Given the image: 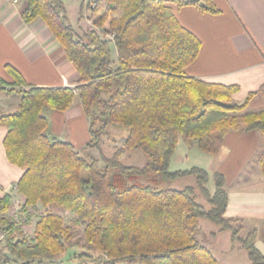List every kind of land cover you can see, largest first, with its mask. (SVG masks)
I'll list each match as a JSON object with an SVG mask.
<instances>
[{
  "label": "trees",
  "instance_id": "16d2710c",
  "mask_svg": "<svg viewBox=\"0 0 264 264\" xmlns=\"http://www.w3.org/2000/svg\"><path fill=\"white\" fill-rule=\"evenodd\" d=\"M24 1V24L44 22L79 82L35 87L11 65L6 70L14 82L0 76V88L21 95L17 111L0 113L7 158L24 170L15 186L24 198L17 218L31 220L32 210L45 208L34 235L26 236L10 215L11 193L0 196V264H220L199 238L201 220L230 232L250 264H264L256 231L242 237L239 221L225 217L224 175L213 174L212 193L208 171H171L181 139L215 155L229 132L257 131L264 138V107L250 108L257 92L237 103L238 86L186 72L202 42L180 24L172 5L220 15L214 0H83L77 27L63 0ZM76 99L90 125L91 141L82 151L48 133L49 113L66 112ZM113 129L128 135L106 155ZM137 151L145 164L125 165ZM260 167L264 176V149ZM184 177H195L196 187H164Z\"/></svg>",
  "mask_w": 264,
  "mask_h": 264
},
{
  "label": "crops",
  "instance_id": "0c3cea01",
  "mask_svg": "<svg viewBox=\"0 0 264 264\" xmlns=\"http://www.w3.org/2000/svg\"><path fill=\"white\" fill-rule=\"evenodd\" d=\"M214 3L221 11L220 15L202 14L193 6L179 9L172 5L180 24L202 42L198 59L186 72L206 82L238 86L239 90L233 96L237 103L244 102L250 93L257 92L250 108H262L264 0H214ZM25 6L23 1L17 6L2 4L0 7V76L12 84L14 79L6 70V66L11 65L22 74L28 85L40 88L76 87L78 72L44 22L37 19L26 25L22 21ZM9 90L0 88L1 114L13 113L20 105L21 95ZM49 122L50 137L69 142L80 151L91 141L89 120L78 99L66 112L51 111ZM6 134L7 130L0 128V196L11 193L12 204L15 200L19 205L24 198L15 186L24 170L9 162L4 147ZM263 149L264 138L259 132L232 131L226 136L220 152L213 155L216 166L209 174L211 179L216 172L224 175L228 192L225 217L237 219L238 224H261L264 228V176L260 167ZM248 167L253 169L250 177L241 179ZM242 231L247 235L253 230L242 228ZM255 231L258 232V229ZM199 236L206 241L204 245L220 264H223L221 257L225 254L216 242H220L221 237H229L231 241L226 254L246 251L232 240L230 232H220L219 227H213L206 235L200 233ZM255 244L264 255V240L260 238ZM244 263L250 264V260Z\"/></svg>",
  "mask_w": 264,
  "mask_h": 264
},
{
  "label": "rangeland",
  "instance_id": "374dc122",
  "mask_svg": "<svg viewBox=\"0 0 264 264\" xmlns=\"http://www.w3.org/2000/svg\"><path fill=\"white\" fill-rule=\"evenodd\" d=\"M66 8L68 10V17L72 25L74 27H77V20L79 17V12H80V6L83 2V0H63ZM86 3L88 0H85ZM122 131V132H121ZM119 130H114L111 132V138L106 140L105 146L103 147V151L106 155H111L113 147L118 144L119 140L121 139L122 135L123 137H126L128 135L127 129H121ZM185 145L183 144L182 139L180 140V143L178 145L177 151L173 157V162L171 165V171H178V170H188L193 167H199L204 170H208V172H214L215 168V163H214V156L211 154H205L199 151V149L196 146H193L191 148H186L185 150ZM96 153V152H95ZM97 155V154H96ZM98 157V155H97ZM146 162V157L141 151H137L135 153H132L131 156L124 160V164L127 166H138L141 167L145 164ZM253 170V169H252ZM250 170V167L244 172V174L241 176V179H245L247 177H250V174L252 172ZM253 174V173H252ZM145 182V180L143 181ZM164 187L170 188L173 190H183L187 187H196V179L195 177H184V178H179L174 181H170L165 183ZM210 190L214 191L215 190V184L213 178L210 180L208 186ZM213 193V192H212ZM198 202L205 206L206 208H209L206 200L199 195ZM19 209H20V204L18 205L16 201L14 200V203L11 205L10 209V215L15 219H18L19 215ZM38 210H32L31 213H33L31 220L26 221V215L22 216V218L19 220L18 223L22 227L24 234L26 236L32 237L35 232V227H36V222L39 218L40 215L45 213V208L42 206H38ZM65 217L68 218L69 214L64 213ZM241 228L240 230V235L242 237H246L245 233H243L242 228L246 231L253 230L255 231L258 229V232L256 231V241L259 240L260 238L264 240V228L262 227L263 225L259 224L257 225H252L251 223L247 222H241L238 224ZM256 226V227H254ZM201 234H207L208 231L212 230L213 227H218L215 224L207 221V220H202L201 224ZM254 227V229L252 228ZM229 235V234H228ZM200 240L202 243H206V241H203L202 238L199 236ZM3 237L2 235L0 236V240H2ZM208 240V239H206ZM80 245L82 246L84 244L83 236H79ZM219 244L221 250L224 252L225 256L221 257L222 263L223 264H245L247 260L249 261L247 251H242V252H236L233 254H226V251L230 247L229 245L231 244L230 238L229 237H221L220 242H216ZM207 244V243H206ZM65 259V258H64ZM65 261V260H64ZM15 264V263H13ZM34 264H40V263H34ZM120 264H125V263H120Z\"/></svg>",
  "mask_w": 264,
  "mask_h": 264
},
{
  "label": "built area",
  "instance_id": "2783aa9c",
  "mask_svg": "<svg viewBox=\"0 0 264 264\" xmlns=\"http://www.w3.org/2000/svg\"><path fill=\"white\" fill-rule=\"evenodd\" d=\"M24 0H0V7L2 4H9L12 6L20 5Z\"/></svg>",
  "mask_w": 264,
  "mask_h": 264
}]
</instances>
